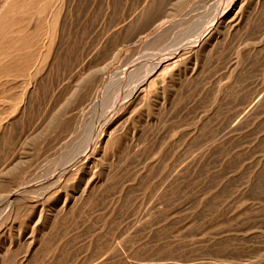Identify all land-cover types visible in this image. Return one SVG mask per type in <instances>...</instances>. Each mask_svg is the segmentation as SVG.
Instances as JSON below:
<instances>
[{"label":"rangeland","instance_id":"374dc122","mask_svg":"<svg viewBox=\"0 0 264 264\" xmlns=\"http://www.w3.org/2000/svg\"><path fill=\"white\" fill-rule=\"evenodd\" d=\"M0 264H264V0H0Z\"/></svg>","mask_w":264,"mask_h":264},{"label":"bare ground","instance_id":"6f19581e","mask_svg":"<svg viewBox=\"0 0 264 264\" xmlns=\"http://www.w3.org/2000/svg\"><path fill=\"white\" fill-rule=\"evenodd\" d=\"M242 1H243V0H242ZM235 2H236V1H235ZM236 3H237V2H236ZM236 6H237V5H236ZM229 7H230V6H229ZM232 7H233V6H232ZM227 8H228V7H227ZM228 9H229V8H228ZM237 9H238V8H237ZM220 10H221V9H220ZM231 10H232V9H231ZM231 10H230V11H231ZM221 11H222V10H221ZM230 11H229V13H230ZM222 15H223V14H222ZM225 20H226V19H225ZM219 21H220V20H219ZM223 21H224V20H223ZM223 21H222V23H223ZM227 21H228V20H227ZM227 21H226V22H227ZM218 24H220V23H218ZM224 24H225V23H224ZM211 26H212V25H211ZM215 26H217V25H215ZM221 26H222V25H221ZM225 27H226V26H225ZM206 31H207V30H206ZM219 33H220V32H219ZM4 54H5V53H4ZM10 54H11V53H10ZM7 55H9V54H7ZM4 56H5V55H4ZM173 56H174V55H173ZM173 56H172V57H173ZM5 59H6V58H5ZM162 64H163V60L160 61L159 65L162 66ZM165 65H166V64H165ZM160 66H159V67H160ZM163 66H164V65H163ZM161 68H162V67H161ZM159 70H160V69H159ZM154 72H155V71H154ZM154 72H153V73H154ZM112 132H113V131H112ZM100 135H101V134H100Z\"/></svg>","mask_w":264,"mask_h":264}]
</instances>
